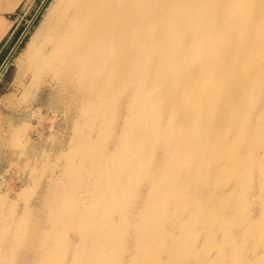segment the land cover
<instances>
[{"label":"bare ground","instance_id":"1","mask_svg":"<svg viewBox=\"0 0 264 264\" xmlns=\"http://www.w3.org/2000/svg\"><path fill=\"white\" fill-rule=\"evenodd\" d=\"M31 24L32 20L28 27ZM17 63L18 79L31 76L34 85L51 84L54 90L71 93L91 121L88 126H95L101 115L98 101L123 110L115 149L100 171L116 177V193L110 192L109 201H122L136 177L157 189L166 177L172 186L181 184L190 178L175 174L186 163L188 169L195 166L198 175L190 184L205 191L213 179V173L207 176L205 162L210 153V161L217 160L211 152L215 138L219 158L234 165L232 171L221 172V187L229 175L264 173L259 157L264 156V114H255L264 108V0H52ZM243 111L247 115L241 119ZM15 134L14 130L10 137ZM241 136L250 139L249 153ZM159 149L167 155L158 156ZM153 150L156 160L150 163L147 157ZM64 169L59 175L71 171ZM53 181L55 186L47 193L61 196L68 191L62 179ZM89 185L88 197L75 199L92 209H87L86 221L94 225L104 212L93 210V178ZM31 188L21 189L19 201L30 196ZM199 190L192 195L199 196ZM48 196L39 197L38 203ZM97 197L106 199L103 194ZM9 203L0 193V251L34 257L46 253L41 249L54 234L48 226L37 228L30 233L33 243L26 245L22 240L26 226L16 223L24 224L26 216L18 218L14 211L12 217L5 215ZM180 203L176 198L170 204ZM76 205L78 212L83 211L81 204ZM162 205L163 209L164 201ZM129 212L135 214L133 209ZM44 221L53 219L48 215ZM86 235L93 254L94 238L101 234Z\"/></svg>","mask_w":264,"mask_h":264},{"label":"rangeland","instance_id":"2","mask_svg":"<svg viewBox=\"0 0 264 264\" xmlns=\"http://www.w3.org/2000/svg\"><path fill=\"white\" fill-rule=\"evenodd\" d=\"M42 1L37 0L26 16L17 43L24 38L0 73V193H5L11 203L4 205V214L12 217L14 211L18 218L26 216L22 219L24 224L16 222L19 228L26 226L22 234L26 245L33 243L30 233L37 228L48 226L55 238L41 249L46 253L37 257L1 249L0 264H264V173L258 170L251 175L246 173L247 177L229 175L228 182L221 187V172L232 171L234 165L219 158L216 138L211 152L217 160L212 163L210 153L208 163L205 162L207 176L213 173L214 177L205 184V191L199 190L200 185L190 184L198 175L194 173L195 166L188 169L186 163L175 174L190 178L181 184L172 186L166 177L157 189L136 177L122 201H109L110 192L116 193V177L100 171L115 149L124 123L123 110L98 101L101 115L95 126H88L91 121L84 117L82 106L71 93L54 90L51 84L34 85L31 76L18 79L17 58L52 0H48L26 33ZM8 55L0 58V69ZM30 85L34 89H29ZM255 114H264V108ZM246 115L247 111H243L239 117ZM12 129L16 131L14 137H10ZM222 134L217 137L222 138ZM241 139L249 153L250 139ZM236 141L237 138L231 144ZM153 153L156 155L157 150L149 152L150 163L156 160ZM160 153L166 154L159 149L158 156ZM259 157L264 161L263 153ZM66 167L71 168L67 171L70 173L59 175ZM55 178L62 179L68 188L61 196L52 195L51 190L47 193L49 187L55 186ZM92 178L96 195L93 210L104 212L94 225L86 221L87 209H92L86 201L79 200L88 197ZM23 187H32V191L27 199L19 201L17 196ZM198 190L199 196L192 195ZM48 194L46 201L38 203L39 197ZM99 194L106 197L104 202L97 197ZM176 198L181 203L172 206L170 203ZM77 203L83 211H77ZM27 208L29 213L23 215ZM48 215L52 223L44 221ZM130 215L132 219L128 220ZM93 226L94 233H90ZM110 228L113 233L104 238L102 233ZM95 232L101 236L94 238L95 251L91 254L92 240L86 234L96 235Z\"/></svg>","mask_w":264,"mask_h":264},{"label":"crops","instance_id":"3","mask_svg":"<svg viewBox=\"0 0 264 264\" xmlns=\"http://www.w3.org/2000/svg\"><path fill=\"white\" fill-rule=\"evenodd\" d=\"M36 1L0 0V58L9 54L17 44L22 23Z\"/></svg>","mask_w":264,"mask_h":264},{"label":"water","instance_id":"4","mask_svg":"<svg viewBox=\"0 0 264 264\" xmlns=\"http://www.w3.org/2000/svg\"><path fill=\"white\" fill-rule=\"evenodd\" d=\"M48 0H44L43 3L41 4V6L39 7L38 11L36 12L35 17L32 20V24L33 22L36 20V18L39 16V14L41 13L42 9L44 8V6L47 4ZM31 24V25H32ZM30 28V26L28 27V29ZM28 29L26 31V33L28 32ZM24 38V37H23ZM23 38L19 41V43H17V45L12 49V51L9 53V55L6 58L5 63L2 65L1 69H0V73L3 71L5 65L11 60L12 56L14 55V53L16 52V50L18 49L20 43L22 42Z\"/></svg>","mask_w":264,"mask_h":264},{"label":"built area","instance_id":"5","mask_svg":"<svg viewBox=\"0 0 264 264\" xmlns=\"http://www.w3.org/2000/svg\"><path fill=\"white\" fill-rule=\"evenodd\" d=\"M25 35H26V34H25ZM25 35H24V36H25Z\"/></svg>","mask_w":264,"mask_h":264}]
</instances>
